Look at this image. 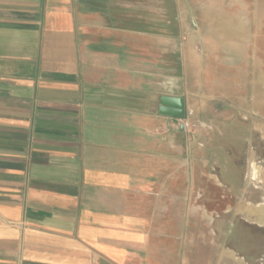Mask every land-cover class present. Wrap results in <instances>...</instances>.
I'll return each instance as SVG.
<instances>
[{
	"label": "crops",
	"instance_id": "obj_1",
	"mask_svg": "<svg viewBox=\"0 0 264 264\" xmlns=\"http://www.w3.org/2000/svg\"><path fill=\"white\" fill-rule=\"evenodd\" d=\"M204 3L0 0V264H244L196 202V124L243 52Z\"/></svg>",
	"mask_w": 264,
	"mask_h": 264
},
{
	"label": "rangeland",
	"instance_id": "obj_2",
	"mask_svg": "<svg viewBox=\"0 0 264 264\" xmlns=\"http://www.w3.org/2000/svg\"><path fill=\"white\" fill-rule=\"evenodd\" d=\"M211 1L197 10L227 12L226 19L201 22L223 27L227 42L241 44L243 52L233 59L236 70L226 65L232 53H224L221 99L213 103L205 131L196 124V184L206 187L196 202L212 205L213 226L220 220L226 226V248L221 246L229 256L234 250L244 264H264V0Z\"/></svg>",
	"mask_w": 264,
	"mask_h": 264
},
{
	"label": "water",
	"instance_id": "obj_3",
	"mask_svg": "<svg viewBox=\"0 0 264 264\" xmlns=\"http://www.w3.org/2000/svg\"><path fill=\"white\" fill-rule=\"evenodd\" d=\"M160 113L183 118L185 116L183 99L181 97H163Z\"/></svg>",
	"mask_w": 264,
	"mask_h": 264
}]
</instances>
